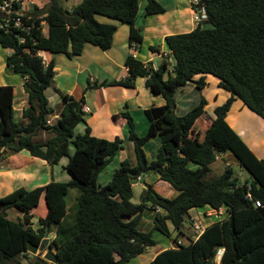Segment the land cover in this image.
Masks as SVG:
<instances>
[{
    "label": "trees",
    "instance_id": "obj_1",
    "mask_svg": "<svg viewBox=\"0 0 264 264\" xmlns=\"http://www.w3.org/2000/svg\"><path fill=\"white\" fill-rule=\"evenodd\" d=\"M3 2L0 0V4ZM45 2L44 7L35 5L28 13L30 22L24 20L25 26H31L29 33L0 28V45L12 51L6 59L7 70L24 80L29 101L23 113L28 122L21 124L15 118L14 87H0V161L22 151L50 166L68 158L65 170L71 180L52 181L32 190L19 188L0 196V264H24L22 258L29 260L27 264H51L39 253L46 228L55 234L50 246L56 252L57 264H129L147 248L156 246L153 231L168 238L176 233V246L162 251L149 264H218L221 250L219 264H264V160L226 121L236 99L264 119V0H201L207 18L192 32L165 39L174 60L173 73L168 77V61L155 69L152 63L129 55L124 64L126 78L102 83L88 80V89L93 90L135 88L136 80L144 78L151 93L165 99L163 106L145 110L149 122L145 136L138 134L128 104L125 111L113 116L116 121H127L136 163L123 160L112 181L102 188L99 176L124 150V139L94 136L83 111L85 98L77 100L57 89L62 111L48 125L55 111L46 91L53 85L57 56H82L87 45L103 51L112 48L118 30L114 22L129 26L130 47L141 46L144 38L136 26L140 0H81L71 9L65 6L66 0ZM165 12L159 2L147 0L145 16ZM4 17L0 11L2 22ZM41 52L53 55L50 63H45ZM206 75L218 78L231 96L215 109V118L203 140H192L190 135L205 113L207 101L203 98L188 113L178 116L175 95L189 83L203 90ZM82 123L85 134L75 136ZM43 132L52 137L35 142ZM153 137L160 138L161 146L157 158L149 162L145 145ZM228 153L248 172L250 178L245 182L234 177L231 166L221 176L208 179L217 158ZM152 171L177 190L178 196L165 198L149 185L142 203L133 204V181ZM71 189L79 192L72 214L67 203ZM43 196L46 216L34 228L31 219ZM255 201H261V207ZM204 207H225L230 216L215 222L195 239L186 234L183 225L191 210ZM10 209H18L24 217L9 218ZM146 210L156 212L151 232L138 229ZM180 238L186 242L178 245Z\"/></svg>",
    "mask_w": 264,
    "mask_h": 264
},
{
    "label": "crops",
    "instance_id": "obj_2",
    "mask_svg": "<svg viewBox=\"0 0 264 264\" xmlns=\"http://www.w3.org/2000/svg\"><path fill=\"white\" fill-rule=\"evenodd\" d=\"M36 1L39 0H35V2ZM156 1L165 7L166 12L160 15L145 16L147 0H140L139 14L136 20V26L141 29V34L144 38L141 46L137 48L130 47L129 26L126 24H121L119 22H114L117 25L118 30L115 34L113 46L110 50L103 51L95 46L87 45L82 56L72 59L68 58L65 55H59L56 57L55 77L52 87L55 90V100H57V105H59L60 107V113L62 111V99L56 92V89L64 94L73 96L77 100L85 98V106L90 109V112L86 114H92V109L89 106L87 97L92 96L94 92L95 96L92 105L95 111L93 113V116L95 117V120L98 124H100V122L106 123V121L108 120L111 121L107 123V125L109 124L111 125V127L109 129H106V131L109 132V135L113 137V139H115L118 135L123 139H127L129 136L127 121L124 119L116 121L113 118L115 114L125 111L124 109L126 104H128L129 110L135 120L138 134L140 132H145L144 136L146 135L149 128V122L146 118L145 110L151 107L163 106L165 104V99L161 95H155L151 93V91L145 85L146 80L144 78H138L136 80L135 88L115 86L93 90L90 89L89 96H87L86 91L88 90V80H90L91 83H102L104 81L109 82L115 79L120 80L126 78L128 76V70L124 64L127 56L129 55L135 56L137 59L144 63H152L155 69H158L165 60L169 63L171 60H173L171 52L166 45V37L170 35L192 32L198 27L199 24L194 20V13L191 7L190 0ZM37 4L39 3L37 2ZM74 6L75 5H73L72 7ZM39 7H41V5ZM72 7L68 8L71 9ZM104 22L109 21L105 20ZM151 47H159V50L154 52L151 50ZM11 53L12 51L10 49L3 48L1 51L0 48V54L2 55V57L0 56V87H14V110L16 121L21 124H27L28 121L24 118L23 113L24 110L29 106L28 92L24 87V80L20 76L15 75L13 72L7 70L6 59ZM41 55L44 57L46 64L50 63L53 59V55H51L50 53L41 52ZM86 73H88L89 76L87 83H84L81 81V76ZM101 76L103 78L102 80H99V77ZM199 78L200 76L196 77L195 79ZM213 80L215 81L211 82H214L215 86L217 87L213 90V92H207V90L210 88V80L206 77L207 86L203 90L198 89L195 84L189 83L186 86L180 88L175 95L177 104L176 113L178 116H183L188 113L190 110L196 107L203 98L207 101L205 113L197 120L192 134L190 135V139L192 140H203L206 130L211 126L215 118V109L223 105L231 96L228 91L220 86V80L218 78ZM195 90H198V92L201 93L202 96L201 99L194 104L191 100V94L195 93ZM58 100H60V102H58ZM137 115H139L144 120V130H139L140 126L136 121ZM59 117L60 115H57L55 116V118H52V120H57ZM226 121L249 147V149L259 159L264 160V119L251 111L247 106L243 104L240 99H236L227 114ZM88 126L91 127L92 124H88ZM91 130L92 134L94 135L95 129L91 128ZM51 137V134L43 132L35 138V142H44ZM160 146L161 140L159 137H153L147 142V144L145 145V152L149 162H152L157 158ZM122 151L123 150H121L116 156H118ZM227 156L233 157L228 153L219 156L216 162H218L220 159L227 158ZM122 161L123 160L120 161V165ZM49 166L50 165L47 162L32 157L26 151H22L18 154L10 155L0 161V178L7 177L9 179L19 181L21 183V186H19L17 189L26 188L28 190H32L47 185H37L36 183L41 172H44L45 175H48L49 172L52 173V169H49ZM117 167L119 168L120 166ZM152 176H156L159 178V174L154 171L150 172L149 175L145 178V182L150 183L149 185H151L150 179ZM70 180H66L64 182H68ZM246 180H243V182H245ZM27 183L34 184L33 186H30L31 184ZM49 183L50 182H48V184ZM4 187L5 185L0 189H3ZM99 187L101 186L99 185ZM171 187H168V190H171ZM172 189L174 190V192L170 194V199L177 197L179 194V192L173 187ZM154 190L157 194L161 193L157 192V188H154ZM155 214L156 212L152 210H146L144 212L143 218L139 223L138 229L140 230V226L143 225L144 220L148 219L149 231L145 232L153 231V221ZM15 217L16 218L14 220L20 219L24 217V214L23 216L17 214ZM34 218L35 214L31 219L32 224H34ZM212 224L214 223L211 222L209 226H211ZM155 232L156 231H153V234H155ZM184 240L185 239L181 240L182 244ZM156 242V246L147 248L145 250V252H147L152 248H156L154 249L152 257L150 258V260H148V264L151 263L154 258L162 251L174 248V246L167 240L163 241V244H159L157 240ZM220 252L219 262H217L218 264L220 263L223 254L222 250ZM142 255L131 260L129 264H131L135 260H140L142 258Z\"/></svg>",
    "mask_w": 264,
    "mask_h": 264
},
{
    "label": "rangeland",
    "instance_id": "obj_3",
    "mask_svg": "<svg viewBox=\"0 0 264 264\" xmlns=\"http://www.w3.org/2000/svg\"><path fill=\"white\" fill-rule=\"evenodd\" d=\"M80 1L81 0H66L65 6L70 8L73 5L78 4ZM37 2L39 4H37ZM36 4L39 6L41 5V7H44L46 2H45V0H39V1H36ZM191 7H192V5H191ZM206 26H208V25L206 24ZM44 31H47L46 26L44 27ZM0 48L2 51L3 48L1 46H0ZM0 56L2 57L1 54H0ZM173 65H174V60H171L170 65H169V71L166 73L167 77H168L169 73L170 74L173 73ZM88 76H89L88 73L83 74V76H81V81L84 83H87ZM206 77L210 80L209 81L210 88L207 90V92H213V90L216 89L217 87L215 86L214 82H211V81H215L213 79H217V78L213 75H206ZM102 78H103L102 76L99 77V80H102ZM89 90L90 89H88L86 91L87 96H89ZM54 91L55 90L53 87H50L46 91L47 97L49 98L50 103H51V107L55 111L53 118H55V116H57V115L58 116L60 115V107H59V105H57L58 104L57 100H55L56 95H55ZM94 96H95V93L93 92L92 96L87 97V101L89 103V106L92 109V114H86V116H85L86 122L88 124H92L91 128L95 129L94 136H96L98 138H105V139L113 140V137H111L109 135V132L106 131V129H109L111 127V125H109V124L107 125V123L111 122V121L108 120V121H106V123L100 122V124H98L95 120V117L93 116V113L95 111V109L92 105L93 100H94ZM201 96H202L201 93H199L198 90L197 91L195 90V93L191 94L192 102L195 104V102H197L198 100L201 99ZM58 102H60V100H58ZM136 121L138 122V124L140 126L139 130H144L145 124H144L143 118H141L139 115H137ZM85 132H86V126H85V124L82 123L76 128L75 136L83 135V134H85ZM144 133L145 132H143V133L140 132L139 134L141 136H144ZM118 137H120V136L118 135ZM124 141H125L124 142V150L118 156H116L115 158L112 159V162L109 163V165L105 168V170L99 176L98 183L101 187H105L106 185L109 184V182L112 181L113 174L118 169L117 166H120L121 160L128 159L131 162L136 163L134 144L131 141H129L128 138L124 139ZM70 152H71V154L74 152L73 145H71V147H70ZM67 163H68V158H63L58 165L49 166V169H52V173L49 172L48 175L47 174L45 175L44 172H41V174H39V176H38L36 184L37 185H44V184H48V182H52V181L64 182L66 180H70L71 177L68 174V172L65 170ZM228 166H231V168L233 170L234 177L239 178L242 182H243V180L250 178L248 172H246L244 169H242L233 157L227 156V158L220 159L218 162H216L212 165V169L208 175V179H212V178L221 176L225 172V170L227 169ZM190 167L195 168V165L190 164ZM150 182H151V185L153 186V188H157V192H161L159 195L165 196V198H169V199L171 198L170 194L173 193L174 190L172 189V187L169 183L160 180L156 176H152L150 179ZM27 184H31L30 186H33L34 183H27ZM133 184H134V186H133V198H132L131 202L135 205H140L142 203V195H143V192L145 189V185L142 183L141 180H135V181H133ZM146 184L149 185L150 183L146 182ZM4 185H5V187L3 189H0V196L1 197H4V196L14 192L19 186H21V183L17 180H12V179H9L7 177H2V178H0V188L3 187ZM168 187H171V190H168ZM78 195H79L78 190L71 189L69 191L68 196H67L68 209H69V213H71V214L75 212ZM46 209H47V207H46V203H45V197L43 196L41 199V202L38 205L36 212H35V218H34V222H33L34 223L33 225L35 228L39 227L40 218L46 216V213H45ZM209 210H210L209 207L197 208V209H193L192 211H190V214H191V216H194V217L197 216L198 220H200V221L204 220L205 225L209 226V224H211V222H213V220L207 219L204 217V214ZM8 213H9V218H11V219H15L16 218L15 216L17 214L21 215V216H23V214H24L23 212L19 211L18 209H10L8 211ZM148 223H149V220L145 219L143 222V225L140 226V230L144 231V232L149 231ZM184 230L186 231L187 235L194 237V230L191 227L190 219H187V221L185 223V229ZM49 234H52L51 237H48V238H50V240H49V244H50V242L54 238L55 234H54V232H51V233L49 232ZM175 237H176V233H173V236L171 238L164 236L163 234H161L158 231H156L154 234V238L158 241L159 244H163V241L167 240L173 246H176L175 242H174ZM180 239L183 240L182 238H180ZM185 242H183V243H185ZM154 249H156V248H152L151 250H148L147 252H145L142 255V258L140 260H135L131 264H148V262H149L148 260H150V258L152 257V254L154 253ZM39 253L44 258L46 253H47V249H45L42 252L39 251ZM220 253L221 252H219V255H220ZM219 255H218L217 260H216L217 262H219ZM21 261L24 264H27L29 260L22 258Z\"/></svg>",
    "mask_w": 264,
    "mask_h": 264
},
{
    "label": "built area",
    "instance_id": "obj_4",
    "mask_svg": "<svg viewBox=\"0 0 264 264\" xmlns=\"http://www.w3.org/2000/svg\"><path fill=\"white\" fill-rule=\"evenodd\" d=\"M190 3L194 12V20L196 23L201 24L207 18L205 8L201 5V0H190ZM35 5H37L35 0H4L3 4L0 5V11L5 15V22L0 20V28L7 29L9 32L21 29L22 31L29 33L31 26H25L24 20L26 22H30L32 17L29 16L28 13ZM21 39L24 40L23 37H21ZM83 111L85 113H89L90 109L84 106ZM51 123L52 120L48 121V125ZM249 199H253L251 195H249ZM255 204L257 207H261V201H255ZM229 216L230 215L225 207L210 209L204 214V217L212 219L213 223L224 221ZM189 219L194 230V237L195 239H198L208 228V225H205L204 220L200 221L197 217H193L191 215ZM183 227H185V224ZM181 244L182 242L179 241L178 245Z\"/></svg>",
    "mask_w": 264,
    "mask_h": 264
},
{
    "label": "water",
    "instance_id": "obj_5",
    "mask_svg": "<svg viewBox=\"0 0 264 264\" xmlns=\"http://www.w3.org/2000/svg\"><path fill=\"white\" fill-rule=\"evenodd\" d=\"M150 172H147L145 173L141 178L140 180L142 181V183L145 185V188L148 189L149 188V185L146 184L145 182V178L146 176L149 175ZM49 235V236H48ZM52 234H49V228H46V231H45V238L40 246V249L39 251H44L45 249H47V253L44 257V259L48 262H50L51 264H57L58 263V258H57V255H56V252L52 249V247L50 246L49 244V240L50 238L48 237H51Z\"/></svg>",
    "mask_w": 264,
    "mask_h": 264
}]
</instances>
